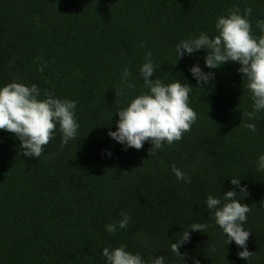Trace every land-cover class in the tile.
<instances>
[{
    "label": "trees",
    "instance_id": "obj_1",
    "mask_svg": "<svg viewBox=\"0 0 264 264\" xmlns=\"http://www.w3.org/2000/svg\"><path fill=\"white\" fill-rule=\"evenodd\" d=\"M234 5L252 8L260 35L255 22L264 19V0H0V87L34 83L41 99L50 92L74 100L80 125L63 148L57 131L39 159L23 156L20 141L0 130V264H107L102 250L121 244L146 261L153 255L182 264L170 246L198 221L211 227L190 232L179 249L187 253L184 264H264V171H257L264 112L247 121L255 133L243 127L252 101L238 62L208 69L206 50L178 61L175 52L190 36L214 37L217 17ZM148 52L158 68L150 79L191 84L198 115L181 141L153 157L150 142L125 148L108 134L117 130L113 114L147 91L139 69ZM194 65L215 74L203 89L190 72ZM126 67L136 88L116 97ZM172 165L191 183L177 180ZM233 177L248 191L249 261L235 242L225 245L205 203L234 189ZM121 212L130 223L110 235L104 226Z\"/></svg>",
    "mask_w": 264,
    "mask_h": 264
},
{
    "label": "clouds",
    "instance_id": "obj_2",
    "mask_svg": "<svg viewBox=\"0 0 264 264\" xmlns=\"http://www.w3.org/2000/svg\"><path fill=\"white\" fill-rule=\"evenodd\" d=\"M252 14L251 7L246 6L241 10L234 5L226 10L225 15L217 17V34L214 37L205 32H201L198 37L190 36L176 45L175 52L178 61L185 54L192 55L198 50H206L204 60L208 69H219L228 62L240 64L238 71L243 75L242 83L250 92L252 101L250 110L242 112L246 121L243 127L255 133L256 124L247 121L257 120L258 114L264 112V19L256 20L255 27L261 33L256 35L253 32ZM46 66L41 64L37 70L42 72ZM157 69L151 52L146 53L145 62L139 71L147 91L137 95L127 106L113 114L119 117L117 130L108 133L125 148L141 150L145 142H150L151 157L163 150L165 145L171 146L181 141L198 118L196 111L190 107L193 86L180 80L165 84L160 77L150 79L155 77ZM190 72L201 89L203 84L215 78L213 72H204L199 65L192 66ZM132 75L130 68L123 70L121 83L115 89L116 97L124 96L125 89L136 88L134 79H129ZM40 97L41 91L34 83L26 86L13 81L0 87V130L13 134L20 141L19 148L23 156L37 159L43 155L45 146L52 142L57 131L62 136L60 146L63 148L76 139L80 128L74 100L56 98L50 92H45L43 99ZM171 171L177 180L191 183V177L175 165L171 166ZM257 171H264V154L258 157ZM230 180L234 189L222 197L208 195L205 203L215 224L222 230L225 245L235 242L243 249L238 252V256L249 261L254 256L247 249L251 231L243 226L251 212L250 205L243 202L248 191L246 186H241L239 177ZM130 220V214L121 212L119 220L104 227L110 235H115L120 229H126ZM209 227L210 224L201 221L192 223L182 231L177 242L171 244V252L180 258L182 264L187 253L181 254L179 249L190 242V232L206 233ZM126 248L124 244L115 248L105 247L102 255L107 264H167L164 256L152 255L146 261L141 254H134ZM212 250L215 251V248ZM193 264L200 262L194 259Z\"/></svg>",
    "mask_w": 264,
    "mask_h": 264
}]
</instances>
